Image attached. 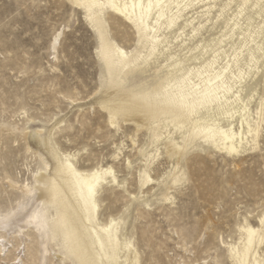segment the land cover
Returning a JSON list of instances; mask_svg holds the SVG:
<instances>
[{
    "label": "bare ground",
    "instance_id": "obj_1",
    "mask_svg": "<svg viewBox=\"0 0 264 264\" xmlns=\"http://www.w3.org/2000/svg\"><path fill=\"white\" fill-rule=\"evenodd\" d=\"M67 2L81 11L97 39L99 88L90 108L98 105L112 128L132 122L149 138L139 152L140 189L162 184L164 190L178 192L186 180L179 158L191 149L207 146L234 157L260 148L264 95L258 93L256 78L264 68V0H99L115 7L92 10ZM141 4L145 5L143 30L133 22L141 15ZM107 14L131 24L142 48L127 49L117 42ZM64 32L59 29L51 43L55 62ZM156 62L152 86L124 89L130 73ZM255 95L259 100L252 108ZM123 109L126 114L115 118ZM44 146L53 163L35 153L37 164L29 177L4 175L10 197L8 205L0 201V215L11 213L13 222L7 228L0 226V256L15 251L13 264H23L33 240L38 264H141V251L121 232V220L100 216L103 188L122 186L115 166L83 167L78 163L79 150L57 149L50 138ZM123 149L121 143L117 158ZM164 153L176 163L155 178L152 171ZM130 163L127 159V166ZM175 198L167 193L160 202L173 208ZM37 215L46 218L47 231L29 223ZM257 220L254 225L244 216L238 239L221 238L223 257L231 264H264V210ZM65 236L73 255L66 251ZM221 257L217 253L214 261L219 263Z\"/></svg>",
    "mask_w": 264,
    "mask_h": 264
},
{
    "label": "rangeland",
    "instance_id": "obj_2",
    "mask_svg": "<svg viewBox=\"0 0 264 264\" xmlns=\"http://www.w3.org/2000/svg\"><path fill=\"white\" fill-rule=\"evenodd\" d=\"M112 16L106 15L111 36L127 49L142 48L136 29ZM63 28L55 62L51 43ZM96 46L95 33L67 0H0V201L9 204L4 175L29 177L37 164L35 153L53 163L44 146L50 138L57 149L79 150L83 167L115 166L122 186L103 188L100 216L121 220V232L141 251V264H231L223 257L221 238L238 239L244 216L257 225L264 210V134L259 149L239 156L207 146L180 156L186 180L178 192L164 190L162 184L140 189L139 152L149 141L146 131L132 122L112 128L98 105L90 108L99 88ZM157 65L130 73L124 89L152 86ZM256 81L264 95V68ZM258 100L255 95L252 108ZM121 143L123 153L117 158ZM175 163L164 153L152 175L161 177ZM167 193L176 196L173 208L160 202ZM217 253L222 255L219 263L214 261ZM16 254L0 256V264H13ZM37 257L32 240L23 264H38Z\"/></svg>",
    "mask_w": 264,
    "mask_h": 264
},
{
    "label": "snow or ice",
    "instance_id": "obj_3",
    "mask_svg": "<svg viewBox=\"0 0 264 264\" xmlns=\"http://www.w3.org/2000/svg\"><path fill=\"white\" fill-rule=\"evenodd\" d=\"M73 2H74V6L75 7L86 8V9H89V10L102 9V8H105V7H115V5L105 4L103 2H99V0H73ZM262 6H264V4H262ZM125 7H128V6L125 5ZM131 7H132L133 11H135L136 5L133 4V5H131ZM152 7H153L152 4L149 3L147 5L148 11H150ZM140 8H141V15L138 18V20H134L133 22L137 24L138 28L143 30L146 27V25L144 23V8H145V5L141 4ZM126 112H127V109L121 110V112L116 113V117L115 118H119L120 115L126 114ZM110 175H111L112 179L115 180V174L111 173ZM12 222H13V217H12L11 213H9L7 215H0V226H3L5 228H7ZM29 223H34L35 226L38 229H44L45 231L48 230L46 218H44L42 215H37L32 220H30ZM262 223H264V222H262ZM65 247H66V251L70 255L74 254L73 249L70 246H68V238H67V236H65ZM177 264H182V262L178 261Z\"/></svg>",
    "mask_w": 264,
    "mask_h": 264
}]
</instances>
